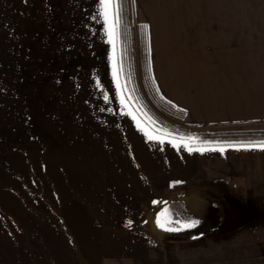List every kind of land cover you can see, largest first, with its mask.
<instances>
[{
	"label": "crops",
	"instance_id": "0c3cea01",
	"mask_svg": "<svg viewBox=\"0 0 264 264\" xmlns=\"http://www.w3.org/2000/svg\"><path fill=\"white\" fill-rule=\"evenodd\" d=\"M9 1V38L14 41L16 19L22 17V30L17 31L24 44L30 41V65L38 67L40 75L56 65L72 66L67 73L71 77H109L108 91L99 89L98 110L103 115L99 120L110 128L96 135L109 139V151L98 150L102 161L119 165L105 170L111 180L103 173L96 193L124 194L130 205L122 208L148 211L118 217L109 213L113 207L56 204L55 233L47 234L45 226L37 239L9 232L7 240L18 244L1 251L0 264H264V147L192 146L148 127L124 94L122 77H127V70L120 64L117 37L115 46L109 42L100 0ZM219 1L223 0H135L144 17L153 87L183 115L186 128L264 124V77H240L249 61L242 57L240 74V49L245 47L242 54L246 53L243 45L254 42L262 27L255 25L259 21L254 15L217 9ZM176 2L195 5L176 10ZM112 13L109 23H115L114 1ZM179 196L199 211L205 206L213 210L214 225L201 223L195 234L186 236L191 230L184 227L191 221L186 210L184 222L174 221L179 228H172L171 237L142 225L157 204ZM74 209L99 212L65 218L75 220L70 224L106 227L108 232V227L118 226L111 230L113 237L99 232L85 238L82 247L64 243L63 210ZM31 242L38 248L32 249L37 245Z\"/></svg>",
	"mask_w": 264,
	"mask_h": 264
},
{
	"label": "rangeland",
	"instance_id": "374dc122",
	"mask_svg": "<svg viewBox=\"0 0 264 264\" xmlns=\"http://www.w3.org/2000/svg\"><path fill=\"white\" fill-rule=\"evenodd\" d=\"M9 2L0 0V255L8 245L18 244L17 241L13 243L7 240L9 232L14 236L31 234L30 237L37 239L40 229L45 226L47 234H54L59 217V212L53 208L56 204L68 207L74 202L76 205L82 203L84 207H113L115 210H107L118 217L120 214H145L148 211L147 207L142 210L122 208L123 205H130L124 194L115 191L105 194L104 190L96 193L103 185V173H106L107 181L111 180L109 172L105 170L119 165L102 161L98 150L109 151V139L96 135L98 130L100 133L110 128L107 121L102 123L99 120L103 115L98 110L102 101L99 89L108 91L109 77H71L67 73H71L72 66L56 65H51L40 75L38 67L30 65V41L24 44L18 32L22 30V17L16 19L14 41L9 38ZM127 5L131 33L126 76L143 111L158 128L164 132H172L177 128L202 133L264 131V124L257 123L212 129L186 128L183 115L160 99L153 87L144 17L139 14L135 0H127ZM175 5L176 10H181L195 3L176 2ZM197 5H206L208 8L210 2H198ZM215 5L217 9L237 10L240 15L246 13L256 16L254 20L259 22L255 25L262 27L259 28L260 33L255 34L254 42L244 45L240 42V45L247 46L243 54L245 47L240 46V74L243 72L242 57L249 59L245 67L247 71L240 77H264V0H223ZM98 82L102 85L99 86ZM116 180L120 181L118 178ZM95 182L98 183L97 187ZM175 199L173 202L178 203L172 205L174 207H170V210L176 211L180 220L185 221L186 210L191 221H198L184 233L186 236L195 234L201 223L214 225V211L209 207L205 206V210L199 211L187 197ZM162 202L156 205V210L162 204H172V201ZM170 210L163 221H170L166 224L167 229H178L179 224L171 218ZM63 212V227L60 231L66 244L77 242L82 247L85 238L99 232L106 238L113 237L111 230L118 228L110 226L108 232L106 227L72 225L70 223L75 220L65 219L81 217L83 212H99L97 210L74 209ZM153 219L142 225L150 227L164 238L172 236L171 230H159ZM156 244L164 243L156 241ZM31 245H37L32 249L38 248V243L31 242Z\"/></svg>",
	"mask_w": 264,
	"mask_h": 264
},
{
	"label": "trees",
	"instance_id": "16d2710c",
	"mask_svg": "<svg viewBox=\"0 0 264 264\" xmlns=\"http://www.w3.org/2000/svg\"><path fill=\"white\" fill-rule=\"evenodd\" d=\"M115 9L116 37L118 47H120V64L122 70L127 67V54L129 50V34L131 27L129 25V11L127 0H113ZM123 70V71H124ZM124 94L132 108L142 121L154 132L167 137L177 138L189 142L192 146H235L264 143V131L259 132H241V133H202L192 132L189 129L177 128L172 132H164L158 128L143 111L137 94L132 90L129 83V77H122ZM160 99L161 96L158 95ZM163 100V99H162ZM164 101V100H163ZM167 104V103H166ZM170 106V105H169ZM241 136V137H240Z\"/></svg>",
	"mask_w": 264,
	"mask_h": 264
},
{
	"label": "snow or ice",
	"instance_id": "6c2138e0",
	"mask_svg": "<svg viewBox=\"0 0 264 264\" xmlns=\"http://www.w3.org/2000/svg\"><path fill=\"white\" fill-rule=\"evenodd\" d=\"M101 2V6L103 9V16H104V20H105V24L108 25L109 28V42L113 43V46H115V39H116V24L115 23H109L111 16L113 15L112 13V8H113V0H100ZM114 79H118V70L115 68L114 66ZM133 119H135V117H133ZM152 138V137H150ZM185 147L188 148V151L191 152L192 148L188 147V145H185ZM261 147H264V143L261 144ZM202 151V149L200 150ZM221 151H223L221 149ZM155 203V202H154ZM170 223V221L168 220H157V224L158 226H160L161 228H165L166 224ZM198 223V221H189L187 223H185L184 227H192L194 224ZM166 230H171V229H166Z\"/></svg>",
	"mask_w": 264,
	"mask_h": 264
},
{
	"label": "flooded vegetation",
	"instance_id": "af4514ba",
	"mask_svg": "<svg viewBox=\"0 0 264 264\" xmlns=\"http://www.w3.org/2000/svg\"><path fill=\"white\" fill-rule=\"evenodd\" d=\"M175 204H177V203H175ZM162 205L160 206V208L158 210H156V209L153 210V212L151 214V217H149L147 219V220H149V222H152L153 218H154L153 220H156V222H157L158 219L163 221L165 216L168 214V211L170 210V207H173L172 205H174V203L172 201V204H170V205H166V206H162ZM170 213H171L170 216L173 219V221H180V219L177 216V212L176 211L170 210ZM157 227L159 228V230H166L167 229L166 227L165 228H161L160 226H158V224H157ZM171 232H172V230H171Z\"/></svg>",
	"mask_w": 264,
	"mask_h": 264
}]
</instances>
